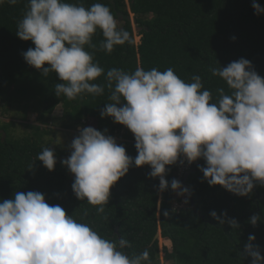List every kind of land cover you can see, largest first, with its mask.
Masks as SVG:
<instances>
[{
	"label": "clouds",
	"instance_id": "clouds-1",
	"mask_svg": "<svg viewBox=\"0 0 264 264\" xmlns=\"http://www.w3.org/2000/svg\"><path fill=\"white\" fill-rule=\"evenodd\" d=\"M7 2L15 5L18 0ZM252 8L256 15L264 14L256 0ZM98 30L103 39L97 45L93 37ZM16 35L35 45L22 53L25 62L44 77L54 72L61 81L55 84L57 97L100 96L107 88L110 102L101 118L111 117L134 135L135 158L106 129L80 128L70 156L61 161L74 175L76 198L97 206V214L104 213L112 187L132 166L149 165V176L159 178V190L171 187L178 195L187 196L188 189L177 179L169 184L165 177L168 166L185 160L191 165L203 159V179L238 196H248L257 183L264 185V77L249 60L209 68L228 89L217 88L218 99L213 101L200 75L186 82L172 68L140 66L131 72L113 67L105 74L94 61V51L110 54L132 40L103 3L86 7L79 0H27ZM102 75L105 83H95ZM37 160L49 171L57 163L50 147H44ZM210 215L221 225L240 227L234 218L226 219V213ZM261 220L253 215L248 222L256 226ZM255 240L248 236L241 255L251 257V264H264ZM129 247L128 240L107 239L62 206L50 205L39 191H16L13 198L0 200V264H151L148 249L130 255L125 251Z\"/></svg>",
	"mask_w": 264,
	"mask_h": 264
},
{
	"label": "trees",
	"instance_id": "trees-1",
	"mask_svg": "<svg viewBox=\"0 0 264 264\" xmlns=\"http://www.w3.org/2000/svg\"><path fill=\"white\" fill-rule=\"evenodd\" d=\"M79 2L86 7L94 2L109 6L118 26L130 33L132 43L116 46L110 54L94 51V61L104 68L105 74L113 67L129 72L138 66L160 71L172 68L186 82H191L193 75H200L204 88L213 93V101L218 99L217 88L228 89L221 78L212 76L210 67H226L245 58L264 77V14L254 13L252 0ZM256 2L264 7V0ZM26 5L27 0H18L15 5L4 0L0 4V110L10 117L9 110L14 106L20 118L28 119L37 113L39 123L60 120L61 127L67 130H75L85 120L94 121L97 130L106 129V134L111 136L124 128L126 139L116 141L135 158L133 133L111 117L101 118V110L110 102L107 88L100 96L84 94L76 100L57 97L55 84L61 82L57 75L52 72L44 77L40 70L25 62L22 53L35 47L31 41L16 35ZM131 15L140 35L139 43L134 40ZM102 39L98 30L93 42L98 45ZM95 83L104 84V75ZM58 106L62 114L55 117L53 112ZM2 127L6 134H0V200L13 198L16 191H39L47 203L62 206L68 215L90 224L105 238L128 240L131 247L125 251L130 255L148 249L151 264H161L162 258L169 264H251V257L241 255L249 235L256 237L253 243L264 255V185L257 183L248 196H238L220 185L210 186L203 179L199 170V166H205L203 159L190 167L186 160L178 161L168 166L165 178L169 184L172 179L180 181L196 165L185 181L195 203L194 211L186 195L176 196L171 187L163 192L159 190V178L149 176V165L132 166L112 187L104 213L97 214V206L74 195L71 187L74 175L61 164L71 150L46 141L44 135L50 130L29 125L33 135L13 138L7 130L11 123ZM44 147L52 148L61 157L52 171L37 160ZM176 200L178 203L184 200L186 205L175 207ZM212 211L218 215L226 213V219L234 218L239 229H232L227 223L219 224L210 215ZM253 215L262 217L256 226L248 222ZM160 239L169 241L170 247L162 246Z\"/></svg>",
	"mask_w": 264,
	"mask_h": 264
},
{
	"label": "rangeland",
	"instance_id": "rangeland-1",
	"mask_svg": "<svg viewBox=\"0 0 264 264\" xmlns=\"http://www.w3.org/2000/svg\"><path fill=\"white\" fill-rule=\"evenodd\" d=\"M131 22H132V26H133V34H134V40L136 43L140 42V35L138 34V29L136 28L134 22H133V16H130ZM9 114H11L12 116H8L5 114V112L3 110H0V134L4 135L6 134L4 132L3 129V124H7V123H11V127L7 128V130L9 131V136H12L13 138H21L22 136H29V135H33L34 131L32 132V129L29 128V125H35L38 126L39 129H44V130H50L49 134H45V140L46 141H51V143H53L54 146H62L64 148H67L69 150H71L70 145L72 140L79 135V129L83 128V127H87V126H92L95 128V123L94 121H89L88 123H86V120L83 121L82 125H78L77 128L75 130H67L66 128L61 127L60 125V120L58 121H51V123L48 124H42L39 123L36 120L37 117V113H33L32 115H30L28 117V119H23L20 118V115H16L15 112V108L14 106H11V110H9ZM62 114L61 109L59 108V106L55 109V111L53 112V115L59 116ZM19 116V117H18ZM60 119V118H59ZM125 132L126 129L122 128V130L119 133H116L113 135V137L116 140H125ZM57 160L61 159V157L56 156ZM66 159V158H64ZM176 196H182V195H178L177 192H175ZM182 198H184V195L182 196ZM177 202V200H176ZM186 202L183 200L182 203H175V207H182L185 206ZM178 209V208H177ZM162 246L165 247H170V243L169 241H167L166 239H160ZM161 264H169V261L166 262L163 258L161 261Z\"/></svg>",
	"mask_w": 264,
	"mask_h": 264
},
{
	"label": "water",
	"instance_id": "water-1",
	"mask_svg": "<svg viewBox=\"0 0 264 264\" xmlns=\"http://www.w3.org/2000/svg\"><path fill=\"white\" fill-rule=\"evenodd\" d=\"M0 102H1V99H0ZM196 170V165L192 168V169H190V171H187V172H185V174H184V176L182 177V179L180 180V182H181V184L184 186V187H186L187 189H188V194H187V198H188V200H189V202H190V209H192V210H194V211H196V209H195V203H194V200H193V198H192V196H191V191H190V189L188 188V186H187V184H186V178H187V176H188V174H189V172H194ZM254 190V189H253ZM258 195L256 194V197H257Z\"/></svg>",
	"mask_w": 264,
	"mask_h": 264
},
{
	"label": "built area",
	"instance_id": "built-area-1",
	"mask_svg": "<svg viewBox=\"0 0 264 264\" xmlns=\"http://www.w3.org/2000/svg\"><path fill=\"white\" fill-rule=\"evenodd\" d=\"M182 160H183V159H182ZM191 165H192V164H191ZM191 165H189V164L187 163V166H188V167H190ZM186 168H187V167H186ZM186 168H185V169H186Z\"/></svg>",
	"mask_w": 264,
	"mask_h": 264
}]
</instances>
